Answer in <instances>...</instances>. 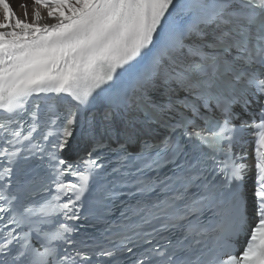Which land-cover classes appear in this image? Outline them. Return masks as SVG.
<instances>
[{"label":"snow or ice","instance_id":"6c2138e0","mask_svg":"<svg viewBox=\"0 0 264 264\" xmlns=\"http://www.w3.org/2000/svg\"><path fill=\"white\" fill-rule=\"evenodd\" d=\"M34 3L0 0V264H264V0Z\"/></svg>","mask_w":264,"mask_h":264},{"label":"bare ground","instance_id":"6f19581e","mask_svg":"<svg viewBox=\"0 0 264 264\" xmlns=\"http://www.w3.org/2000/svg\"><path fill=\"white\" fill-rule=\"evenodd\" d=\"M6 2L10 5L12 8L15 17H19L21 19L25 18V12H27V19L28 21L32 20V13L35 9L38 8L37 5H35L34 0H6ZM39 10L42 13V19L40 21L41 24L43 23H54V19H50L47 16V9L43 7H39ZM3 20V8L0 7V21ZM14 22V20H13Z\"/></svg>","mask_w":264,"mask_h":264}]
</instances>
